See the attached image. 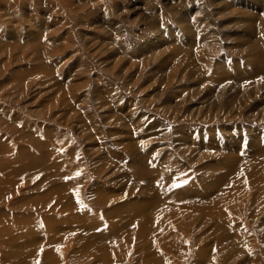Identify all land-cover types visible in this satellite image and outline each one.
Wrapping results in <instances>:
<instances>
[{
  "label": "rangeland",
  "instance_id": "obj_1",
  "mask_svg": "<svg viewBox=\"0 0 264 264\" xmlns=\"http://www.w3.org/2000/svg\"><path fill=\"white\" fill-rule=\"evenodd\" d=\"M56 255L264 264V0H0V264Z\"/></svg>",
  "mask_w": 264,
  "mask_h": 264
},
{
  "label": "bare ground",
  "instance_id": "obj_2",
  "mask_svg": "<svg viewBox=\"0 0 264 264\" xmlns=\"http://www.w3.org/2000/svg\"><path fill=\"white\" fill-rule=\"evenodd\" d=\"M153 5H154V4H153ZM13 8H14V7H13ZM164 32H165V31H164ZM168 32H169V31H168ZM166 33H167V32H166ZM167 34H169V33H167ZM145 45H146V44H145ZM208 46H209V45H208ZM60 47H61V46H60ZM49 51H50V50H49ZM130 51H131V50H130ZM130 53H131V52H130ZM131 54H132V53H131ZM261 54H262V53H261ZM128 56H129V55H128ZM76 63H77V62H76ZM78 64H79V63H78ZM79 66H81V65H77V66H74V67L76 68V67H79ZM79 69H80V68H79ZM237 75H238V74H237ZM111 92H112V91H111ZM3 112H5V111H3ZM3 114H4V113H3ZM3 120H4V119H3ZM9 125L11 126V127H10L11 129H13V128L15 129V127H14L15 125L12 126L13 124L11 125V123H10ZM139 127H140V126H139ZM225 151H226V150H225ZM21 153H22V152H21ZM254 155H255V154H254ZM117 156H118V155H117ZM118 158H119V157H118ZM3 159H4V158H3ZM119 159H120V158H119ZM8 164H9V163H8ZM258 168H259V167H258ZM260 169H261V168H260ZM113 170H114V169H113ZM115 170H116V169H115ZM111 171H112V170H111ZM115 172H116V171H115ZM112 173H113V172H112ZM109 174H110V173H109ZM114 174H115V173H114ZM117 176H118V175H117ZM124 180H125V179H124ZM234 190H235V189H234ZM62 193H63V192H62ZM67 194H68V193H67ZM68 196H69V195H68ZM58 198H59V197H58ZM59 199H60V198H59ZM62 199H63V198H62ZM64 199H65V198H64ZM66 199H67V198H66ZM113 199H114V198H113ZM102 201H103V200H102ZM109 201H110V200H109ZM73 209H74V208H73ZM177 209H178V208H177ZM68 212H69V211H68ZM103 212H104V211H103ZM83 214H84V213H83ZM169 214H170V213H169ZM175 214H176V212H175ZM210 215H211V214H210ZM173 216H175V215H173ZM166 217H168V216H166ZM48 218H49V217H48ZM165 219H167V218H164V220H165ZM146 221H147V220H146ZM165 221H166V220H165ZM166 222H167V221H166ZM167 223H168V222H167ZM141 224H142V223H141ZM163 224H164V223H163ZM171 227H172V226H171ZM112 229H113V228H112ZM164 230H165V229H164ZM115 231H116V230H115ZM153 231H154V230H153ZM169 231H170V230H169ZM116 232H117V231H116ZM108 234L111 235L110 233H108ZM112 234H113V233H112ZM169 234H170V233H169ZM105 235H106V234H105ZM117 235H118V234H117ZM159 235H160V240L163 241V239L166 238V236H167L168 234L165 235V234H161V232H160ZM126 237H127V236H126ZM126 237H125L124 240H127ZM110 238H111V237H110ZM31 239H32V237H31ZM31 239L28 240V243L31 242ZM106 239H107V238H106ZM108 240H109V239H108ZM108 240H107V241H108ZM115 240H116V242L118 241V240H117V237L115 238ZM115 240H114V241H115ZM168 240H169V239H168ZM25 241H26V240H25ZM99 241H100V240H99ZM10 242H12V241H10ZM10 242H9V243H10ZM22 243H23V242H22ZM164 243H165V242H164ZM107 244H108V243H107ZM114 244H115V242H114ZM116 244H117V243H116ZM127 244H128V243H127ZM111 245H113V244L109 242V246H107V248L110 247ZM169 245H170V244H169ZM27 246H28V245H27ZM117 246H118V245H117ZM171 246H173V244H172ZM175 246H176V244H175ZM99 247H100V246H99ZM118 247H119V246H118ZM118 247H117V248H118ZM176 247H177V246H176ZM30 248H31V246H30ZM44 248H45V247H44ZM117 248L115 247V249H114V248H112V246H111L110 249H109V248H108V249H109V250H112V249H113V251H115V250L117 251ZM27 249H28V248H27ZM33 249H34V248H33ZM123 251H124V250H123ZM31 252H32V251H31ZM123 253H124V252H123ZM115 254H117V253H115ZM115 254H113V256H116ZM121 254H122V252H121ZM46 255H47V254H46ZM50 255H51V251H50ZM167 255H168V254H167ZM57 257H59V255H56V257L54 256V258H52V259H54V260H53V261H54V264L56 263L55 258L58 259ZM112 258H113V257H112ZM169 258H170V257H169ZM52 259H51V260H52ZM120 259H121V258H120ZM27 260H28V259H27ZM113 261H114V260H113ZM28 262H29V261H27V263H28ZM18 264H19V263H18Z\"/></svg>",
  "mask_w": 264,
  "mask_h": 264
},
{
  "label": "snow or ice",
  "instance_id": "obj_3",
  "mask_svg": "<svg viewBox=\"0 0 264 264\" xmlns=\"http://www.w3.org/2000/svg\"><path fill=\"white\" fill-rule=\"evenodd\" d=\"M176 187H179V186H181L180 184H177V185H175Z\"/></svg>",
  "mask_w": 264,
  "mask_h": 264
}]
</instances>
